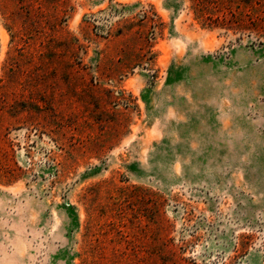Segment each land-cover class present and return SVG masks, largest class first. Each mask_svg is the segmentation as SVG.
<instances>
[{
    "label": "rangeland",
    "instance_id": "1",
    "mask_svg": "<svg viewBox=\"0 0 264 264\" xmlns=\"http://www.w3.org/2000/svg\"><path fill=\"white\" fill-rule=\"evenodd\" d=\"M212 1L0 0V264H264V0Z\"/></svg>",
    "mask_w": 264,
    "mask_h": 264
},
{
    "label": "trees",
    "instance_id": "2",
    "mask_svg": "<svg viewBox=\"0 0 264 264\" xmlns=\"http://www.w3.org/2000/svg\"><path fill=\"white\" fill-rule=\"evenodd\" d=\"M197 1L200 4L199 6H202L203 8H207V7L209 8L210 6H213L212 5L213 3H215V1H212V0H197ZM225 9H226V11L222 14V17H221V20L224 21V23H222L220 25H224L225 24L226 20L228 19L229 13H232L231 19L232 18L234 19V17L237 16L236 13L232 12V10H229L230 8L228 9L226 7Z\"/></svg>",
    "mask_w": 264,
    "mask_h": 264
}]
</instances>
